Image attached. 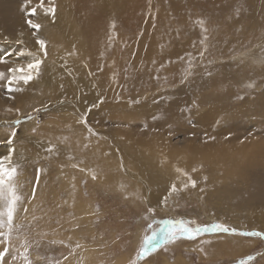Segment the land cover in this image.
<instances>
[{
  "label": "rangeland",
  "instance_id": "rangeland-1",
  "mask_svg": "<svg viewBox=\"0 0 264 264\" xmlns=\"http://www.w3.org/2000/svg\"><path fill=\"white\" fill-rule=\"evenodd\" d=\"M63 1H54L55 14L58 4ZM25 2L0 0V73H4V79L0 80V112H5L4 117L0 118V157L7 156L9 149L14 150L12 154L16 155L12 160L18 165L19 173L16 177L17 191L22 197L14 216V226L18 225L19 228L13 231L9 241L10 251L0 264H24L20 253L25 247L28 248L26 255L31 264H85L86 247L92 252L86 264H240L242 260L247 264H264V238L241 234L264 233V166L248 168L245 178L240 179V185L232 188L229 194L222 187H213L215 192L210 185H205L204 179L207 177L204 175L198 178L188 175L189 179L195 181V186L189 179L186 184L175 186V190L172 184L165 193L160 194V201L154 204L148 201L147 194L136 197L137 201L133 202L121 190L104 185L102 180L99 181L102 175L97 170H92L88 176L75 174L74 180L62 184L58 169L66 168L73 173L69 167L74 166L75 159L72 154H68L73 142L54 141V135L69 133L71 127L78 125L77 120L71 125L73 119L68 117L69 110L74 116L75 105L69 101L70 97H64L66 104L62 107L65 108L60 109L58 100L52 97L50 101L42 95L38 96L34 104L27 101L26 97L22 98L24 102H15L13 100L18 96L17 91L9 92L7 87L8 76L13 75L9 69H18V65L26 69L33 60L42 59L39 54L43 52H39L36 43L38 36H33L36 30L27 21L31 19L36 23L39 17L38 23L45 25L54 20L52 14H45L43 10L52 6L48 0H44L43 8L39 6L40 0H29L26 8L22 7ZM259 4L264 5V0H135V11L132 10L135 14L125 19L126 24L119 23L122 29L117 33V20L109 12L100 13L93 7L85 14L78 10V18L87 17L91 27L95 24H104L105 27L108 22L105 49L97 52L103 60L110 59L115 40L122 41L119 59L116 58L117 63L109 67L118 77L109 86L114 85L122 103L135 105L136 108L144 105L145 112L153 117L161 110L164 112L171 106L176 107L177 113L181 114L171 119V123L179 131H191L189 135H193L198 142L209 132L205 124L195 123L204 108H213L221 113L227 105L236 106L242 100L263 96L264 13L251 14L255 10L254 6ZM31 8H36L35 15L29 13ZM99 15L102 18L98 20ZM199 21H203V24ZM150 23L152 27H162L166 31L164 33L171 36L170 41L165 36L166 44L162 41V45L158 43L156 46V51L163 53L166 59L162 66L153 65L154 69L152 64L141 67L133 61L141 56L144 62H149L151 49L138 41L144 37L147 41L151 40L152 30H148ZM39 38L44 40V37ZM186 41H189L186 50L177 51V45L182 46ZM151 42L150 46L154 47L156 42ZM124 45L130 52L133 48V56L123 57ZM51 53L52 50L47 55ZM41 56L44 57V53ZM146 69H149L148 73ZM93 103L90 104L93 108L87 107L90 109L87 119L92 122L100 120L106 129L117 128L113 123H108L109 119L99 117L104 111L103 107L101 105L96 109L98 104ZM200 105H204V108ZM187 106L192 109L189 110ZM185 110L191 113L186 115ZM241 110L245 114H241L238 128L254 122L264 128V105L249 104ZM244 117L253 122L244 121ZM17 120L20 123H14ZM144 121L142 119L139 125ZM12 132H15V136L11 135ZM252 132H245L244 136L247 138ZM224 135L229 136L226 132H219L216 136L225 138ZM96 136L98 138L99 135ZM173 136L180 140L183 134L176 132ZM10 139L11 144L8 143ZM208 140L212 139L204 138V141ZM261 145L264 148V142ZM49 148L52 150L49 151ZM110 150L107 148L106 153ZM39 151H46L50 155L37 156ZM115 155L118 156L117 153ZM121 169L119 173L123 177L140 187L142 183L139 180L130 177L123 166ZM75 195H80L87 204L89 211L86 215L74 208L77 202L74 200ZM248 196H251V202L245 201ZM222 199L232 204L230 208ZM247 209L249 214L246 213ZM168 221H184L193 227L217 223L236 229V232L205 231L194 239L180 237L173 242L154 246V250L140 256L145 238L151 236L153 231L166 230ZM193 221L195 224H191ZM219 239L220 242L231 241L229 247L219 248L215 244ZM3 246L0 244V250Z\"/></svg>",
  "mask_w": 264,
  "mask_h": 264
},
{
  "label": "bare ground",
  "instance_id": "bare-ground-1",
  "mask_svg": "<svg viewBox=\"0 0 264 264\" xmlns=\"http://www.w3.org/2000/svg\"><path fill=\"white\" fill-rule=\"evenodd\" d=\"M54 1L55 0H53V4ZM134 1L135 0H64L63 3L61 2V4H58V11L54 14L56 15L54 16V20L48 22V24L41 25L39 32L36 34L38 37H44V41H46V51L50 52L52 50V53L46 55V57L41 56L43 53L39 54V57L42 58L40 66L42 74L36 75L35 72H33V79L30 80L27 85H25L23 81H20V83L15 82L16 84L13 85V88H20L21 91H17L16 96H18L16 100L13 101L17 102L20 100L24 102L22 98L26 97L27 101L34 104L38 96L42 95L46 96L50 101H52V97H54V99L58 100L61 109L65 108L62 107V105H64V103L66 104L63 98H71L68 100L75 105V113L73 116L69 110L68 117L73 119L71 125H73V122L76 120L78 125H75L74 128L71 127L69 133H56L54 135V138L56 137L54 141L62 140L64 142H73L71 151L68 154H72L73 159H75L74 166L69 167L74 174L68 172L66 168H59L58 171L61 176L62 184L74 180L75 174H87L88 176L92 170H97L100 171L102 175L99 181L102 180L104 185L121 190L122 194H127L134 200L133 202L137 201L136 197L139 198L138 196H146L147 194L149 198L148 201L154 204L160 199V194L165 193L170 185L176 184L175 186H182L186 184L189 176L191 178H198L199 175H204L207 177L206 180L204 179V184L210 185L213 191L216 192L215 188L218 189L222 187L228 194L232 193L230 192L231 189H234L235 186L237 188V186L240 185V179L243 180L245 178L248 168L264 166V148L260 147L264 142V128L255 122L252 125L244 124L242 128H238L237 123L238 120H240L241 114H245V112L241 110L244 106H248L249 104L264 105V91L263 96H260L259 99L255 97L248 101L242 100L240 104L236 106L227 105L223 110L221 109V113H218V111H215L213 108L211 109L208 107V109H205L204 105H200L201 108H204V111H202V114L198 116L197 119L193 117L196 119V125L205 124L204 126L208 127L209 132L198 142L193 135H189L191 131L188 129L179 131L175 129L177 126L171 123V119L181 114L180 112L179 114L177 113L176 107L171 106L169 110H165L164 112L163 110H158L160 113L153 117V115H149L150 113L147 114L145 112L144 107H142L144 105L136 108L135 105L130 106L132 104H129L128 106L126 102L122 103V100L118 98L120 93L114 89V85L113 87L109 86L110 84L112 85L114 80H118L115 71H113L112 68L110 70L109 67L117 63L116 58H118L122 41L116 39L115 48L112 50L111 57L108 60L109 62L103 60L102 57L97 55V52L101 49H105L106 43H104V41L107 40L106 37L108 36V34H106L107 27H109L108 22H106L105 27L103 26L104 24H95L94 27H91L87 17L78 18V10L85 14V12L90 11L94 7L97 12L111 13L117 20V33L122 29L119 23L123 25L126 24L125 19L133 17L135 14V12L132 11H135V6L133 5ZM254 7L255 10L251 12L252 15L264 13V5L259 4ZM101 18L102 16L99 15L98 20ZM38 19L39 17L36 18V23L39 22ZM74 20L77 23H75ZM148 30H152L149 39L156 42V44H154L155 48L150 46L152 44L151 40L147 41V38L146 40L144 39L145 37L140 39V41H136H138V43H144L145 46L147 45L146 47L151 49L149 62H144L141 56L136 57L133 61L136 63V66L141 65V67H148V65L152 64V68L154 69L153 65L159 67L166 59L163 53L160 54V52L156 51V46L158 43L162 45L160 43L162 41L165 43V36L170 41L171 36L165 34L164 32L166 31H164L162 27H152L151 23L148 26ZM261 30H263V27ZM147 36L149 37V35ZM188 44L189 41H186L182 46L177 45V51L186 50ZM34 48H36V46ZM132 49L130 52L129 48L127 49V46H125L123 49L124 51L122 50L123 57L133 56ZM134 51L133 53H135ZM52 60L54 61L52 62ZM153 60L155 62H153ZM119 66L118 64V67ZM18 68L22 67L18 65ZM156 71H158V69L155 70V72ZM105 76L109 78H105ZM119 88L121 89V87ZM124 91H126V89ZM134 98H136V96ZM192 99L195 98L192 96ZM227 100L228 99H225V101ZM89 102H94L93 105L98 104L96 109L102 105L104 111L99 117L109 119L108 123H113L114 126L118 127L114 130L109 129V127L106 129L103 128V123H101L100 120L94 122L88 120L86 115L87 111H90V109L87 107L93 108L90 106L91 103ZM187 107L189 110L192 109L190 106ZM200 107H198V109ZM67 108L68 107H66V109ZM181 112H183V110H181ZM184 112H186V115L191 113L188 112V110ZM4 115L5 112H0V118H3ZM190 117H192V115H190ZM142 119L145 121L139 125ZM244 121L253 122L247 117H244ZM72 131L73 133H71ZM108 132L110 138L107 137ZM176 132H182L183 136L180 140L174 138L173 135ZM211 132H213V134H209ZM219 132H226L229 136L225 137L226 135H224L225 138H218L219 136L217 137L216 135ZM245 132H252V134L247 135L246 138L244 136ZM93 134L94 136L99 135L101 138L99 139V136L98 138L97 136L94 137ZM206 137H210L212 140L204 141ZM107 148H111L114 152L110 150L107 154ZM46 153V151L44 153L39 151L36 155L43 156V154L45 155ZM115 153H117L118 156H116ZM59 154H61V151ZM15 155L16 154L13 153L12 157ZM122 166L130 174V177L142 183L140 187L136 186L138 185L136 183L135 187L130 179L120 174ZM177 169L182 171L178 172ZM135 175L139 177H135ZM73 184L77 185V182ZM250 197L251 196H248V199L246 198L245 201L251 202L252 199ZM74 200L77 201L74 205L76 211L86 215L89 209L87 204L80 198V195H75ZM223 202L227 204L229 208L230 205H232L227 203L226 200H223ZM262 203L264 204V202ZM225 210L227 211V209ZM247 211L249 210L247 209L246 213ZM216 241L215 244L222 249L229 247L228 245L231 242L226 240L220 242V239ZM84 255L86 256V260L91 259L92 252L90 248L86 247ZM86 260H84L85 264ZM123 260L125 261V259Z\"/></svg>",
  "mask_w": 264,
  "mask_h": 264
},
{
  "label": "snow or ice",
  "instance_id": "snow-or-ice-1",
  "mask_svg": "<svg viewBox=\"0 0 264 264\" xmlns=\"http://www.w3.org/2000/svg\"><path fill=\"white\" fill-rule=\"evenodd\" d=\"M29 0H26L25 5L22 7H27ZM44 0H40V7L43 8ZM51 7L43 8L45 14H52L54 17L55 6L53 0H48ZM31 15L36 14V8L29 9ZM28 24L31 28L36 31L33 32V35H36L39 32L41 25L39 23H34L29 19ZM200 24H203V21H199ZM36 43L39 45V49L44 55H47L46 51V41L37 37ZM42 61L40 59H35L27 65V69L18 68V69H9V72L13 75L8 76V91H21L20 88H13L12 85L14 82L23 81L25 85L33 79V72L36 75H39L40 65ZM20 73V75H16ZM4 79V73H0V80ZM251 86V85H250ZM14 123H20L19 120ZM12 136H15V132L11 133ZM11 139L8 141L11 144ZM52 149L49 148V151ZM13 149H9L7 156L0 157V244H3V249L0 250V261H3L5 256L9 253V241L12 237L14 230H18L19 226H14V216L17 210L18 202L22 199L17 191L16 177L18 176V165H16L12 160ZM178 172L182 171L177 169ZM189 182L195 186V181L189 179ZM173 190H175V185H173ZM151 212L152 209H149ZM167 227L165 229H159L153 231L151 236H147L144 240L141 250L139 252L140 256H144L151 250H154V246L158 247L161 243H170L180 237H186L189 239H194L195 236L207 231V232H236V229H229L227 226L213 223L208 226H190L188 222L184 221H168L166 222ZM195 224V222H191ZM242 235H255L261 236L264 238V233L252 232V233H241ZM28 248L25 247L24 251L20 255L24 258V264H31V261L28 259L26 253ZM248 259H253L249 257ZM240 264H247L246 261H241Z\"/></svg>",
  "mask_w": 264,
  "mask_h": 264
}]
</instances>
